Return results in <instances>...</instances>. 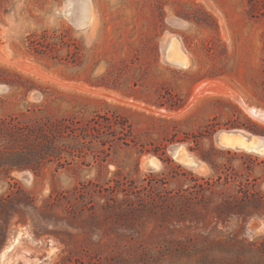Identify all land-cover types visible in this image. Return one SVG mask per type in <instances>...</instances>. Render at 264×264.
I'll use <instances>...</instances> for the list:
<instances>
[{"label":"rangeland","instance_id":"rangeland-1","mask_svg":"<svg viewBox=\"0 0 264 264\" xmlns=\"http://www.w3.org/2000/svg\"><path fill=\"white\" fill-rule=\"evenodd\" d=\"M87 1L0 13V257L19 240L0 264L39 246L34 264H196L178 242L264 241V154L215 142L247 119L264 134L246 111L264 113V0H89L82 26Z\"/></svg>","mask_w":264,"mask_h":264},{"label":"trees","instance_id":"trees-1","mask_svg":"<svg viewBox=\"0 0 264 264\" xmlns=\"http://www.w3.org/2000/svg\"><path fill=\"white\" fill-rule=\"evenodd\" d=\"M11 0H0V13L7 14L9 12L8 5ZM33 43V42H32ZM242 115V113L239 112ZM217 120L210 123L208 129L204 133H215ZM234 128H244L253 134L264 135L255 130L260 126L247 119L245 124H233ZM202 134L199 133L198 138ZM176 249L183 251V256L187 259H196V264H264L249 260L246 251H258L264 254V241H248V240H188L186 242H178Z\"/></svg>","mask_w":264,"mask_h":264},{"label":"bare ground","instance_id":"bare-ground-1","mask_svg":"<svg viewBox=\"0 0 264 264\" xmlns=\"http://www.w3.org/2000/svg\"><path fill=\"white\" fill-rule=\"evenodd\" d=\"M83 7V6H82ZM81 9V8H80ZM83 11V10H82ZM81 13V12H80ZM81 15V14H80ZM81 18V16H80ZM81 20V19H80ZM93 20V11H92V8H91V5H90V1L88 0L86 5H85V8H84V12H83V16H82V20H81V25L84 26V25H88L91 21ZM177 42V41H176ZM171 45V44H170ZM178 46V45H177ZM170 47H168V49L170 50ZM180 47V46H179ZM170 57H171V63L176 65V66H179V67H186L188 65V61H187V58L185 57L184 55V52L179 49V48H175L173 49L172 51H170ZM219 81V80H218ZM217 81V82H218ZM220 82V81H219ZM218 86V85H217ZM210 86H208V88L204 89L203 91H201V86L197 89V93L196 95H201L203 94L204 92H207L208 89H209ZM222 87V86H220ZM219 88V87H218ZM224 88V87H222ZM221 88V89H222ZM220 89V88H219ZM232 92V91H231ZM228 93V92H227ZM230 94V92H229ZM228 94V95H229ZM232 95V94H231ZM236 96V95H235ZM200 97V96H199ZM237 99V98H235ZM244 108V107H243ZM247 113L252 116L254 119H257L259 120L260 122L264 123V119H259L258 117L260 116L261 118L263 116L264 113L262 112H259L255 109H249L247 108L246 109ZM169 115V114H168ZM239 145L240 149L242 150H245V151H250V152H258L260 154H264V142L263 141H258L256 138H253L252 142L251 143H246L245 140L240 137H235V136H229V135H225L224 139H223V143H222V147L224 148H231V149H235V147ZM186 156V155H185ZM187 159H189L188 163L193 166V167H198L200 166V163L198 161H196L194 158L192 157H189L188 155L186 156ZM147 159V158H146ZM145 161V160H144ZM153 162L155 164V166L157 165L156 162H155V159L153 158ZM19 244V240L17 239L15 241V245H12L4 254H2V256L0 257V261L2 259H4V257L6 256V253L7 252H13V250H16V246ZM53 248H50L49 249V252L52 254L53 252ZM21 253V254H24L26 256V254L29 253L28 249L27 248H23L21 250H18L17 253ZM3 261V260H2Z\"/></svg>","mask_w":264,"mask_h":264},{"label":"water","instance_id":"water-1","mask_svg":"<svg viewBox=\"0 0 264 264\" xmlns=\"http://www.w3.org/2000/svg\"><path fill=\"white\" fill-rule=\"evenodd\" d=\"M4 87L0 86V92L3 91ZM264 116V114H263ZM259 119H264L263 117L261 118L260 116L258 117ZM225 135H229V136H235V137H240L241 139L243 138L245 140L246 143H251L253 138H256L258 141H263L264 142V137L262 136H257L251 133H247L244 132L242 130H221L218 131L215 135V142L217 145H219L220 147H222V143H223V139L225 137ZM223 148V147H222ZM236 150H242L240 149L239 145H237L235 147ZM181 150H184L181 144H176L174 146L171 147L170 151L171 154L174 157H178L181 158V154L180 152H182ZM153 158L154 157H148L147 159H145L144 161V166L148 169H154L156 166L153 162ZM186 163V162H184ZM187 164V163H186ZM29 253L26 254V259L29 260V262H31L32 264L34 263H42L44 260L47 259V254L44 252L43 253V247L39 246V247H34V248H27ZM49 250H46V252H48Z\"/></svg>","mask_w":264,"mask_h":264}]
</instances>
